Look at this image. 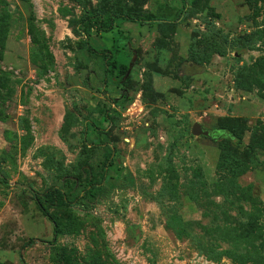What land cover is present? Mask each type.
<instances>
[{
  "label": "rangeland",
  "instance_id": "1",
  "mask_svg": "<svg viewBox=\"0 0 264 264\" xmlns=\"http://www.w3.org/2000/svg\"><path fill=\"white\" fill-rule=\"evenodd\" d=\"M79 1L99 3L0 0V264H264V148L248 159L223 128L237 122L244 143L264 133L252 73L263 42H236L263 29V17L253 20L247 0H128L154 22L118 19L104 33L81 25ZM208 23L226 38L222 52L206 46ZM87 38L118 61L107 83ZM196 122L210 137L192 134ZM102 140L115 149L104 198L51 208L55 237L22 185L44 191L88 160L101 165ZM230 148L246 164L237 175L221 162ZM245 213L258 215L254 242L241 236ZM204 248L246 257L211 259Z\"/></svg>",
  "mask_w": 264,
  "mask_h": 264
},
{
  "label": "trees",
  "instance_id": "2",
  "mask_svg": "<svg viewBox=\"0 0 264 264\" xmlns=\"http://www.w3.org/2000/svg\"><path fill=\"white\" fill-rule=\"evenodd\" d=\"M195 1V0H192ZM82 5V18L80 20L81 25L93 24L96 28V32H111L116 27V21L118 19L145 23L154 22V15L150 14L148 10L132 6L128 0H99L98 6L93 10H90L88 4L83 1H79ZM249 7L253 10V20L257 22V17H263L264 24V0H247ZM261 2L263 5H259ZM107 5L108 8H105ZM209 30H212L208 38H206V46L210 47L215 52H222L220 39H226L221 36L219 31L212 28V25L208 23ZM87 37L89 36L88 30L84 29ZM264 28L252 33H244L236 38V42H239V46L243 48H254L259 41L263 42L264 46ZM87 49L94 55L100 57L103 61V83H107V77L110 75L114 68H117L118 61L114 59L112 50L108 48L97 49L90 44L89 38L86 39ZM122 72L125 74L129 68L127 65H121ZM252 69L254 71L252 72ZM251 72L254 76V84L258 87L259 94L264 98V56L259 57ZM87 84H90V78H86ZM97 90L102 93L103 96L110 99L109 93L103 88L98 87ZM124 94H126L124 92ZM112 103H117L116 99L111 100ZM112 108V107H110ZM112 109H107L105 112V119L114 122L115 118L110 112ZM230 124L224 126L226 134L234 142L237 147L243 146L246 149L248 159H251L252 154L256 148H264V141L262 136L264 133L253 131L250 134L248 143H244L243 136L244 131L237 124V122H229ZM264 132V127L262 128ZM99 134H103L104 130L96 127ZM210 137V136H208ZM229 139V140H230ZM228 140H224V144L228 145ZM101 145L104 151V159L101 160V165H96L91 160H88L82 164L79 168V173L67 172L61 176L60 182L54 180L44 191H36L32 187L27 188L31 191L36 206L39 210L47 216L54 223V236L58 237L62 229L60 223L50 212L51 208L54 210H63L69 206L81 204L84 206L93 207L95 204L103 200V192L105 190V181L107 179L109 168L114 164L115 149L107 142L100 141L98 145ZM227 149V148H226ZM224 150L223 157L221 158L222 165L226 163L230 169V173L237 175L246 168L244 159L238 157L233 153V148ZM4 182L9 183V179L6 177ZM30 187V186H29ZM25 188V187H24ZM246 214V213H245ZM248 219L241 227V236L247 237L251 241H256L261 232V225L258 221V215L254 213L246 214ZM27 244V243H26ZM211 259H219L223 255L238 260L244 261L246 256L237 253L234 249H225L219 251V253H213L207 248L202 250ZM264 259V257H261ZM69 256H66V262L69 264Z\"/></svg>",
  "mask_w": 264,
  "mask_h": 264
},
{
  "label": "water",
  "instance_id": "3",
  "mask_svg": "<svg viewBox=\"0 0 264 264\" xmlns=\"http://www.w3.org/2000/svg\"><path fill=\"white\" fill-rule=\"evenodd\" d=\"M133 59H135V57H134ZM132 64H133V63H131V64L129 65L128 73H129L130 70H131ZM191 132H192V134H194V135L210 136V131L204 129L203 126H202L200 123H198V122H196V123L193 124L192 129H191ZM22 186L25 187V188H31V187H29L28 185H22Z\"/></svg>",
  "mask_w": 264,
  "mask_h": 264
}]
</instances>
